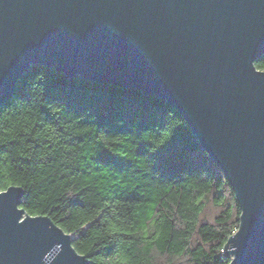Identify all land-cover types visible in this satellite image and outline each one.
Wrapping results in <instances>:
<instances>
[{
	"label": "water",
	"instance_id": "water-1",
	"mask_svg": "<svg viewBox=\"0 0 264 264\" xmlns=\"http://www.w3.org/2000/svg\"><path fill=\"white\" fill-rule=\"evenodd\" d=\"M264 0H0V105L32 66L165 101L240 208L227 264H264ZM0 191V264H88L73 236Z\"/></svg>",
	"mask_w": 264,
	"mask_h": 264
},
{
	"label": "trees",
	"instance_id": "trees-1",
	"mask_svg": "<svg viewBox=\"0 0 264 264\" xmlns=\"http://www.w3.org/2000/svg\"><path fill=\"white\" fill-rule=\"evenodd\" d=\"M264 70V54L255 62ZM88 264H227L240 208L180 114L137 90L34 65L0 105V191ZM213 213L208 216V211Z\"/></svg>",
	"mask_w": 264,
	"mask_h": 264
},
{
	"label": "rangeland",
	"instance_id": "rangeland-1",
	"mask_svg": "<svg viewBox=\"0 0 264 264\" xmlns=\"http://www.w3.org/2000/svg\"><path fill=\"white\" fill-rule=\"evenodd\" d=\"M212 213H213V210H212V209H210V210L208 211V216H211V215H212Z\"/></svg>",
	"mask_w": 264,
	"mask_h": 264
}]
</instances>
